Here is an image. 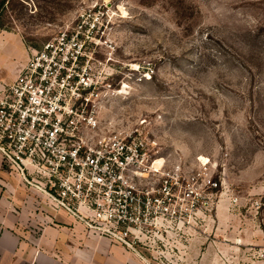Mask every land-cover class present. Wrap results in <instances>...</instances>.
I'll use <instances>...</instances> for the list:
<instances>
[{
	"label": "rangeland",
	"instance_id": "1",
	"mask_svg": "<svg viewBox=\"0 0 264 264\" xmlns=\"http://www.w3.org/2000/svg\"><path fill=\"white\" fill-rule=\"evenodd\" d=\"M62 35L82 45L101 124L219 184L201 190L195 241L264 264V0H0L5 68Z\"/></svg>",
	"mask_w": 264,
	"mask_h": 264
},
{
	"label": "built area",
	"instance_id": "2",
	"mask_svg": "<svg viewBox=\"0 0 264 264\" xmlns=\"http://www.w3.org/2000/svg\"><path fill=\"white\" fill-rule=\"evenodd\" d=\"M71 41L62 35L34 51L1 92L0 153L56 211L144 264H187L195 219L210 206L201 190L219 184L208 179L197 187L205 164L185 177L179 165L152 160L137 131L101 124L99 87L83 64L82 45Z\"/></svg>",
	"mask_w": 264,
	"mask_h": 264
},
{
	"label": "crops",
	"instance_id": "3",
	"mask_svg": "<svg viewBox=\"0 0 264 264\" xmlns=\"http://www.w3.org/2000/svg\"><path fill=\"white\" fill-rule=\"evenodd\" d=\"M20 70L19 64L5 68L0 52V94ZM189 250L187 264L242 262L241 249L233 245L194 242ZM0 264L144 263L136 252L100 237L67 212L56 211L0 153Z\"/></svg>",
	"mask_w": 264,
	"mask_h": 264
},
{
	"label": "bare ground",
	"instance_id": "4",
	"mask_svg": "<svg viewBox=\"0 0 264 264\" xmlns=\"http://www.w3.org/2000/svg\"><path fill=\"white\" fill-rule=\"evenodd\" d=\"M201 159L204 160V161H206L205 158H203V157H202ZM162 161H163V160H160V159H159V160L157 161V164H158V163L160 164Z\"/></svg>",
	"mask_w": 264,
	"mask_h": 264
}]
</instances>
